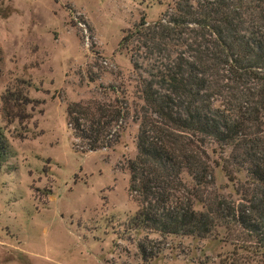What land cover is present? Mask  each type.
Listing matches in <instances>:
<instances>
[{
  "label": "rangeland",
  "instance_id": "374dc122",
  "mask_svg": "<svg viewBox=\"0 0 264 264\" xmlns=\"http://www.w3.org/2000/svg\"><path fill=\"white\" fill-rule=\"evenodd\" d=\"M169 3L0 0V264H230L231 246L218 238L127 227L136 204L124 166L135 156L136 123L128 119L110 148L87 151L66 120L68 105L111 102L109 85L124 89L131 106L134 74L119 41ZM7 92L28 100L13 107L18 117L2 110ZM212 170L215 190L231 193L219 166ZM181 179L192 185L185 172Z\"/></svg>",
  "mask_w": 264,
  "mask_h": 264
},
{
  "label": "trees",
  "instance_id": "16d2710c",
  "mask_svg": "<svg viewBox=\"0 0 264 264\" xmlns=\"http://www.w3.org/2000/svg\"><path fill=\"white\" fill-rule=\"evenodd\" d=\"M119 48L134 74L131 106L124 89L109 85L111 102L65 111L87 151L110 148L128 119L136 123L135 156L124 166L136 204L127 227L218 238L231 246L230 264H264V0H170L156 21L141 17ZM25 101L7 92L2 110L18 117L13 107ZM5 148L0 138V159ZM213 166L231 193L215 190ZM138 249L146 259L144 242Z\"/></svg>",
  "mask_w": 264,
  "mask_h": 264
}]
</instances>
